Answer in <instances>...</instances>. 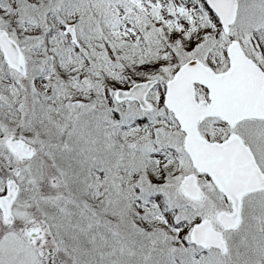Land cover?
Segmentation results:
<instances>
[{
    "label": "snow or ice",
    "instance_id": "snow-or-ice-1",
    "mask_svg": "<svg viewBox=\"0 0 264 264\" xmlns=\"http://www.w3.org/2000/svg\"><path fill=\"white\" fill-rule=\"evenodd\" d=\"M0 264H264V0H0Z\"/></svg>",
    "mask_w": 264,
    "mask_h": 264
}]
</instances>
